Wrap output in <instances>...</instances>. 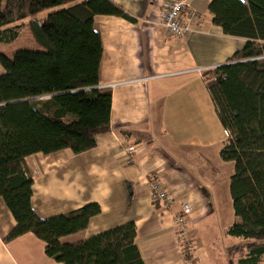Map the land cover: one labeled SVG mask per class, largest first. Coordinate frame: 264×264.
Listing matches in <instances>:
<instances>
[{
	"label": "crops",
	"instance_id": "1",
	"mask_svg": "<svg viewBox=\"0 0 264 264\" xmlns=\"http://www.w3.org/2000/svg\"><path fill=\"white\" fill-rule=\"evenodd\" d=\"M111 1L132 21L94 18L103 46L100 87L110 88L113 95L110 131L99 135L97 146L82 154L68 149L28 157L34 179L32 208L41 219H48L98 204L101 213L88 228L61 239L63 243L134 222L136 245L145 264H200L203 255L213 252L208 239L218 182L206 161L192 165L184 151L224 146L228 133L217 116L204 73L226 65L246 40L225 35L213 22L212 0H190L200 20L182 40L160 26V0ZM35 50L44 51L38 44ZM0 54L8 53L0 48ZM129 147L136 148L130 162L125 158ZM154 181L171 196L169 204L153 199L150 183ZM184 205L191 207V213L186 219L190 247L183 250L175 217ZM15 225L1 199L0 264H61L46 255L45 243L31 233L6 243ZM230 257V264H238L236 257Z\"/></svg>",
	"mask_w": 264,
	"mask_h": 264
},
{
	"label": "trees",
	"instance_id": "2",
	"mask_svg": "<svg viewBox=\"0 0 264 264\" xmlns=\"http://www.w3.org/2000/svg\"><path fill=\"white\" fill-rule=\"evenodd\" d=\"M45 22L33 19L55 7ZM213 22L228 36L246 40L226 65L204 73L217 116L228 133L220 152L234 163L229 193L234 222L226 235L238 264H264V0H212ZM96 16L132 21L111 0H0V44L12 45L26 19L44 51L0 54V200L15 227L11 242L33 234L46 255L61 264H145L129 222L86 240L61 239L86 230L101 213L98 204L41 219L32 208L34 179L27 158L70 149L82 154L110 131L113 95L100 87L103 56Z\"/></svg>",
	"mask_w": 264,
	"mask_h": 264
},
{
	"label": "rangeland",
	"instance_id": "3",
	"mask_svg": "<svg viewBox=\"0 0 264 264\" xmlns=\"http://www.w3.org/2000/svg\"><path fill=\"white\" fill-rule=\"evenodd\" d=\"M63 7H55L42 12L33 19L43 20L51 13L60 11ZM32 19H26L22 23L25 28L20 37L12 45H2L0 48L6 56L13 57V55L22 50L36 51L37 43L30 31L29 23ZM218 146H208V148H190L184 151V155H188L187 161L193 162L195 165L198 160L207 162L208 170L216 177L218 182V189H216V212L213 217L210 240L213 246V252L203 255L200 259V264H230L228 248L237 244L240 240L234 239L226 235V230L234 223V213L232 208V201L229 193L230 177L233 175L235 166L234 163L224 162L220 157L222 150ZM219 191V192H218ZM233 219V221H232ZM204 248L207 245L203 244ZM206 251V250H205ZM214 254V255H213ZM231 258V257H230ZM235 263V262H234Z\"/></svg>",
	"mask_w": 264,
	"mask_h": 264
},
{
	"label": "built area",
	"instance_id": "4",
	"mask_svg": "<svg viewBox=\"0 0 264 264\" xmlns=\"http://www.w3.org/2000/svg\"><path fill=\"white\" fill-rule=\"evenodd\" d=\"M159 24L167 33L177 39H184L187 35L194 31V27L199 22V14L191 7L190 0H160L159 1ZM136 152L135 147H129L125 150L126 160L131 161V156ZM150 188L153 192V199L165 204L171 202V196L164 190L159 181L150 183ZM191 213V207L184 205L179 215L175 217V226L179 232V242L183 250L185 247H190L187 243L186 232L187 216ZM184 242L186 243L184 245Z\"/></svg>",
	"mask_w": 264,
	"mask_h": 264
}]
</instances>
